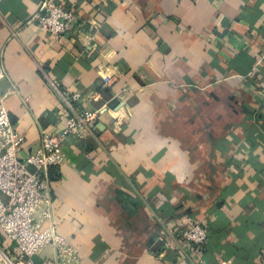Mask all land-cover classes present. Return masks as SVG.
Listing matches in <instances>:
<instances>
[{"label":"crops","instance_id":"obj_1","mask_svg":"<svg viewBox=\"0 0 264 264\" xmlns=\"http://www.w3.org/2000/svg\"><path fill=\"white\" fill-rule=\"evenodd\" d=\"M46 1L77 13L60 38L35 20ZM0 71L22 157L98 110L35 213L71 264H264V0H0ZM185 218L203 250L181 242ZM55 256L46 244L33 264Z\"/></svg>","mask_w":264,"mask_h":264},{"label":"built area","instance_id":"obj_2","mask_svg":"<svg viewBox=\"0 0 264 264\" xmlns=\"http://www.w3.org/2000/svg\"><path fill=\"white\" fill-rule=\"evenodd\" d=\"M35 20L42 30L57 39L72 29L77 21V13L71 8L46 1L36 13ZM102 80L105 85L112 82L110 76H103ZM67 98L71 106L82 99V94L73 92ZM97 115L98 110L68 115L61 129L53 133L43 131L34 151L22 157L20 151L24 137L0 103V237L12 241L15 247V251L10 252L0 244V264H33L32 256L46 244H53L56 255L54 259L47 260L48 264L76 262L73 247L51 227L41 228L35 213L48 188L49 170L65 161L64 141L68 138L85 139L93 134ZM50 214L51 210L47 207L42 211V218ZM175 226L181 242L188 244L191 251L203 250L207 241V231L203 225L185 218Z\"/></svg>","mask_w":264,"mask_h":264},{"label":"water","instance_id":"obj_3","mask_svg":"<svg viewBox=\"0 0 264 264\" xmlns=\"http://www.w3.org/2000/svg\"><path fill=\"white\" fill-rule=\"evenodd\" d=\"M28 169H29V171H31V172L33 171V169H32L30 166L28 167Z\"/></svg>","mask_w":264,"mask_h":264}]
</instances>
